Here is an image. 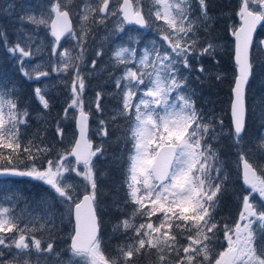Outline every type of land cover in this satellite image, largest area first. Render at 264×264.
<instances>
[{
    "label": "snow or ice",
    "instance_id": "snow-or-ice-1",
    "mask_svg": "<svg viewBox=\"0 0 264 264\" xmlns=\"http://www.w3.org/2000/svg\"><path fill=\"white\" fill-rule=\"evenodd\" d=\"M209 8V0H7L0 7L16 36L10 42L0 25V43L35 83L21 94L0 77V178L46 186L32 201L0 190V264H139L143 257L153 264H264V132L248 147L250 124L264 127V98L248 103L264 68V0H240L238 23L229 25L234 71L228 106L219 112L197 106L196 85L223 79L204 64L218 66L220 55ZM105 72L88 95L91 80ZM58 95L64 103L53 116ZM106 96L115 101L108 115ZM65 122L74 139L61 150ZM224 140L242 165L231 221L219 211L232 187L217 146ZM129 143L125 198L111 204L121 213L112 234L121 239L109 255L101 165L113 144ZM66 225L70 242L61 247Z\"/></svg>",
    "mask_w": 264,
    "mask_h": 264
},
{
    "label": "trees",
    "instance_id": "trees-1",
    "mask_svg": "<svg viewBox=\"0 0 264 264\" xmlns=\"http://www.w3.org/2000/svg\"><path fill=\"white\" fill-rule=\"evenodd\" d=\"M240 0H209L210 8L209 11L213 15L215 19L214 24V35L216 36L219 44H220V55L219 65L215 66L210 61H205V68L210 71H220L223 74V79L221 81L216 80H205V82L201 85H196V87L200 90V95L197 100L198 107L204 108H215L218 112L221 109L227 108L228 100L230 96V88L231 81L233 77L234 71V63H233V37L229 31V25L233 23H238V18L235 16V12L238 10ZM7 32L8 39L10 42H14L12 39L11 32L13 31L12 27H4ZM0 77L6 78L9 81L15 82L20 85L21 94H26L31 92V87L35 86V83L29 85V82L24 80L21 76L18 68L15 66L14 62L8 57V54L3 47L2 43H0ZM106 79L105 75L101 73L98 79H94L92 83V87L94 89L100 83H102ZM258 79L257 74L255 78L251 82V87L253 83ZM105 89L110 91L112 88L111 84H105ZM56 91V90H54ZM89 94L91 90L89 89ZM252 91L250 89L249 92V100L248 103L252 104ZM57 100L58 103L55 104V108L53 110V116H55L63 107V96L58 95ZM207 101V103H205ZM106 112L105 115L111 113V109L115 105V101L111 97H105L104 100ZM225 122H229V118L225 115ZM95 122L93 119L92 122ZM35 121H33V130L35 129ZM253 122L250 124L249 133L251 132ZM65 127L67 129V133L74 130V126L70 122H65ZM126 127V126H125ZM51 134V130L50 133ZM94 146L96 143H99L100 138L94 137ZM72 144L70 138L67 137L63 143V149L69 148ZM220 150L221 156L227 161V166L230 171L232 187L229 191V194L225 196L222 207L219 209L220 215L228 219L229 221L234 220L236 218V213L239 208V201L233 192H236L242 185V176L234 175L232 163L238 161V165H240V161L237 156V149L233 148L230 144V141L224 140L222 143L217 145ZM131 148V144L129 143L127 146L121 144L117 146L113 144L107 153L108 163L102 164L101 168L105 175L102 177L103 189L105 192L104 200H105V209H104V226H103V239L104 243L102 245L103 250L106 254H114L116 245L119 243L120 238L113 236L112 234V222L121 215L120 212L116 211L111 207L112 200L114 198L123 201L126 194V188L124 187V181L127 177L128 171V152ZM118 157V158H117ZM23 167V165H21ZM234 175V177H233ZM32 190L31 194L33 195V190H38V193L35 197L38 199L41 196L40 190L36 185H31ZM69 237L64 241L65 246L69 243ZM154 258L143 257L140 259L139 264H153Z\"/></svg>",
    "mask_w": 264,
    "mask_h": 264
},
{
    "label": "rangeland",
    "instance_id": "rangeland-1",
    "mask_svg": "<svg viewBox=\"0 0 264 264\" xmlns=\"http://www.w3.org/2000/svg\"><path fill=\"white\" fill-rule=\"evenodd\" d=\"M240 2V1H239ZM7 0H0V7H4L6 6ZM74 3H79V0H74ZM74 20V25H76L77 21L76 19ZM0 25L4 27H12L13 31L11 32L10 35H12V39L15 41L16 36H15V25L10 21V19L8 17H4V16H0ZM5 30V29H4ZM7 33V32H6ZM97 33H98V38L100 36H103L104 34V29L103 27H100L97 29ZM147 36H152L153 33H146ZM106 51H108V49L106 48ZM110 54V53H109ZM37 59L39 60L40 57H37ZM44 59H47V56L45 55ZM104 60H107V56H105L103 58ZM35 63V61H34ZM105 75V77H107V73H103ZM116 74H119V70H117ZM258 79L253 83L252 87H251V91H252V103L256 102L258 99L264 98V68H259L256 72ZM55 78V74H53V79ZM94 79H98V78H94ZM94 79L91 80V93L92 90L94 89V87H92V83L94 81ZM88 95H92L89 94ZM113 108L111 109V112L113 111ZM91 124L93 127H95V122L91 121ZM252 130L249 133V139H248V147L250 149H255L256 143H257V138L260 136L261 132H264V127H261L258 123L253 122L252 124ZM73 131L69 129V132L67 133V138L73 142V135H72ZM254 158H256L254 156ZM233 166V173L234 175H241V164L238 165V161L232 163ZM233 175V177H234ZM242 176V175H241ZM4 181H7V183H4ZM36 185V187H38V189L40 190L41 195L46 191V186L42 185L40 182L34 181L31 178L28 177H2L0 178V190L7 192L9 189H11L12 191H19L21 192L25 197L28 198L29 201H32L33 198H36L35 195L38 193V190H33V195L31 194V190H32V186L31 185ZM24 207V201H20L17 205V209H22ZM71 232V226L70 225H66L64 231L61 233L60 239L57 241V243L61 246V247H66L64 241L66 240V238L69 237V234ZM121 239V238H120ZM120 242V240H119Z\"/></svg>",
    "mask_w": 264,
    "mask_h": 264
},
{
    "label": "water",
    "instance_id": "water-1",
    "mask_svg": "<svg viewBox=\"0 0 264 264\" xmlns=\"http://www.w3.org/2000/svg\"><path fill=\"white\" fill-rule=\"evenodd\" d=\"M258 31H259V29H258Z\"/></svg>",
    "mask_w": 264,
    "mask_h": 264
}]
</instances>
